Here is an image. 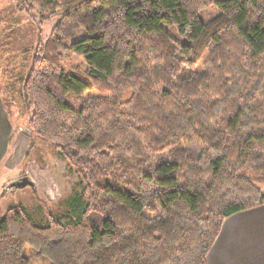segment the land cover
<instances>
[{"label": "trees", "instance_id": "16d2710c", "mask_svg": "<svg viewBox=\"0 0 264 264\" xmlns=\"http://www.w3.org/2000/svg\"><path fill=\"white\" fill-rule=\"evenodd\" d=\"M12 1L74 26L15 81L76 182L56 218L7 210L0 264H206L223 222L264 204V0ZM61 51L87 70L65 72Z\"/></svg>", "mask_w": 264, "mask_h": 264}, {"label": "rangeland", "instance_id": "374dc122", "mask_svg": "<svg viewBox=\"0 0 264 264\" xmlns=\"http://www.w3.org/2000/svg\"><path fill=\"white\" fill-rule=\"evenodd\" d=\"M19 6L12 0H0V110L7 121V126H0V218L9 208L21 207L35 222L42 223L66 213L65 202L74 192L76 174L56 157L51 145L30 132L32 112L24 107L15 80L24 76L32 50L44 44L57 25L67 23L71 28L68 33L75 29L68 21H62L61 15L48 18L37 6H33V22ZM217 14L211 6L199 13V19L208 22ZM165 30L183 41L176 26ZM60 54L65 72L87 70L82 57L68 51ZM97 95L96 90H89L78 96L68 95L66 101L75 108ZM24 176L35 183V193L30 187L3 193L10 182Z\"/></svg>", "mask_w": 264, "mask_h": 264}, {"label": "crops", "instance_id": "0c3cea01", "mask_svg": "<svg viewBox=\"0 0 264 264\" xmlns=\"http://www.w3.org/2000/svg\"><path fill=\"white\" fill-rule=\"evenodd\" d=\"M0 110V126H7ZM206 264H264V204L228 217Z\"/></svg>", "mask_w": 264, "mask_h": 264}, {"label": "water", "instance_id": "95a60500", "mask_svg": "<svg viewBox=\"0 0 264 264\" xmlns=\"http://www.w3.org/2000/svg\"><path fill=\"white\" fill-rule=\"evenodd\" d=\"M26 187H30L33 191L36 189V185L34 182L30 181L28 177H20L13 182H10L3 190V193H6L9 190H18L24 189Z\"/></svg>", "mask_w": 264, "mask_h": 264}]
</instances>
